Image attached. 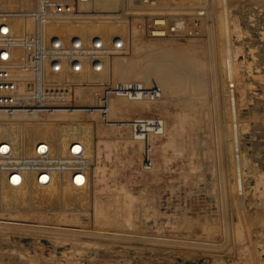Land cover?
I'll list each match as a JSON object with an SVG mask.
<instances>
[{
    "label": "rangeland",
    "instance_id": "obj_1",
    "mask_svg": "<svg viewBox=\"0 0 264 264\" xmlns=\"http://www.w3.org/2000/svg\"><path fill=\"white\" fill-rule=\"evenodd\" d=\"M67 2L70 18L47 33L108 25L125 29L124 49L99 75L90 63L48 74L54 111L0 115V125L47 127L56 143L64 127L87 130L91 185L78 206L38 187L28 203L0 190V264H264V0ZM182 48L195 59L174 54ZM115 79L149 95L127 101ZM95 106L106 116L78 110Z\"/></svg>",
    "mask_w": 264,
    "mask_h": 264
},
{
    "label": "built area",
    "instance_id": "obj_2",
    "mask_svg": "<svg viewBox=\"0 0 264 264\" xmlns=\"http://www.w3.org/2000/svg\"><path fill=\"white\" fill-rule=\"evenodd\" d=\"M68 5L67 0H35L25 10L12 8L0 0V115L5 116L4 119L18 112L40 111L42 114L53 108L55 92L46 81L48 74L60 73L64 68L80 71L88 63L100 70L106 54L122 49V40L118 38L113 47H107L98 37L84 41L79 37L67 40L46 34L48 24L70 18L72 9ZM15 21L24 25L20 33L14 30ZM55 87L61 89L59 84ZM116 88L129 95L134 92L132 85ZM63 95L61 91L59 97L65 100L68 95ZM4 119H0V124H6L1 121ZM22 164L18 158L11 160L9 156H0V174L11 172Z\"/></svg>",
    "mask_w": 264,
    "mask_h": 264
},
{
    "label": "bare ground",
    "instance_id": "obj_3",
    "mask_svg": "<svg viewBox=\"0 0 264 264\" xmlns=\"http://www.w3.org/2000/svg\"><path fill=\"white\" fill-rule=\"evenodd\" d=\"M31 1L32 0H22L20 7L25 10L29 9L33 5V2ZM19 26H20V29H22V25L20 24ZM115 33H117L119 36L114 35ZM46 34L56 35L61 38H65L67 40H69L72 37H79L84 41L90 40L92 36L94 35L102 39L107 45V47L109 46L113 47V43L115 39L118 38L119 40H122V49H124L123 45L125 44V41H126V40L124 41L123 39V35L126 34L125 29L123 31L121 29L115 30L114 28H109L108 25L107 26L99 25V26H94V27L93 26H83V25H73L70 27V29H66V30L54 28L50 31V33L46 32ZM110 39H112L111 45H109L108 43V40ZM174 52H175L174 54L179 53V55L181 56L185 55L184 58L186 60L188 59L189 63L191 59H195V52L193 48L191 49L182 48V50L174 51ZM115 53H118V52H115ZM167 62L173 65L172 69L174 71L177 69L174 66L173 58L168 59ZM90 65L93 66V64L91 63ZM102 66L103 67L100 70H96L93 67L94 70L92 73H94V75H99L103 73L105 71L104 70L105 67L103 63H102ZM194 69H191V70L189 69V70L190 72H194ZM189 70H186V71L188 72L189 75L188 74L187 75L190 78L192 73H189ZM183 76L185 77V75ZM177 78L179 77L177 73H175L172 79L175 83L176 91H177V87L180 88L183 86L180 80L182 77L180 76V79H177ZM186 78L187 76L184 78V80ZM199 81L201 84L203 83V79L202 81L201 79H199ZM115 82L116 83H115L114 88L119 87V86L126 87L128 84L133 85L132 89L134 92L130 94L133 96H129L130 98L127 96L126 98L125 97L126 94L125 96L124 94L121 95L123 96L122 99H124L125 97L127 101H133V102L140 101L144 99V95H147L150 92V91L148 92L147 90L146 91L142 90L143 87L139 88L142 85L141 83L133 84L134 82L130 81V79L128 80L120 79L117 81L115 79ZM114 88L113 90H116V88L115 89ZM106 95L109 96L111 94H106ZM119 95H120L119 93H116L114 91L112 92V96L117 97ZM117 102L119 103L120 100ZM121 102L124 104L123 101ZM78 110L83 111V112H88V113L103 112L105 116H106V111H108V109L106 108L101 109L99 106L82 107V109H78ZM48 111L51 112L54 110L51 109ZM65 111L73 112L75 110L66 109ZM206 111L207 110H203L202 115L204 117L206 115ZM36 112L39 113L40 111H36ZM19 113L20 112H18L17 114L16 113L14 114H16L15 115L16 117L30 116V115L36 114V113H32V114L22 113V115H20ZM231 120H234V119H231ZM138 122L139 121L137 122L135 121V123H138ZM234 122L232 121V123ZM201 124H205V123L203 122ZM62 134H64L65 139L62 140L61 142L58 141L56 143L52 139V136H53L52 130L47 127H42V126L22 127V126L0 125V156H2L3 158H7L8 156L10 157L12 155L20 159L21 161H23V164L17 169L15 168L11 172H8V173L4 172L3 174H0V190L2 189L17 190L18 189L20 194L22 195V198L25 197V202L27 201V199L29 202V200L33 196L32 192L30 193V186H33V187H38L40 188V190L44 191V192L42 191L41 192L47 195L48 196L47 198H49V196H53L57 199L60 197L62 199L64 197L68 202L74 204L75 206L83 205L88 196L87 191L89 190V185H91V178L89 176L88 166H87V160H88L87 159V150H88L87 148H88V142L90 140V133L87 130H84L82 127L81 128L64 127ZM210 136H212V134H210ZM137 137L139 138V136ZM59 148L60 149L63 148V150H65L64 155H62L61 157L66 155V161L65 162H63L62 160L59 161L61 165H59L60 167H56V163H57L56 157H59L58 156L59 154H57L56 150ZM144 148H145V155H146L149 152V145H147L146 141H145ZM206 158H209V157L206 156ZM60 184L61 186L65 187V189L67 188V190L63 191L64 192L63 196L59 194ZM61 189H64V188H61ZM68 190H71V191H68Z\"/></svg>",
    "mask_w": 264,
    "mask_h": 264
}]
</instances>
